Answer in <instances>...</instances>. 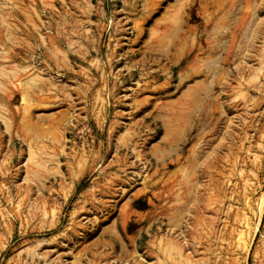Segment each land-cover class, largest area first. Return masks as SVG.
<instances>
[{"label":"rangeland","instance_id":"rangeland-1","mask_svg":"<svg viewBox=\"0 0 264 264\" xmlns=\"http://www.w3.org/2000/svg\"><path fill=\"white\" fill-rule=\"evenodd\" d=\"M0 264H264V0H0Z\"/></svg>","mask_w":264,"mask_h":264}]
</instances>
